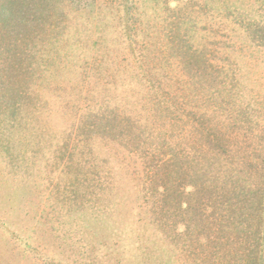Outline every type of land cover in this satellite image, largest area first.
Returning <instances> with one entry per match:
<instances>
[{
  "label": "rangeland",
  "instance_id": "1",
  "mask_svg": "<svg viewBox=\"0 0 264 264\" xmlns=\"http://www.w3.org/2000/svg\"><path fill=\"white\" fill-rule=\"evenodd\" d=\"M48 1L52 38L27 63L24 105L0 121V264H193L182 212L195 162L224 163L185 109L217 127L239 112L264 157V35L235 33L243 18L264 21V6ZM208 10L222 19L205 21Z\"/></svg>",
  "mask_w": 264,
  "mask_h": 264
},
{
  "label": "trees",
  "instance_id": "2",
  "mask_svg": "<svg viewBox=\"0 0 264 264\" xmlns=\"http://www.w3.org/2000/svg\"><path fill=\"white\" fill-rule=\"evenodd\" d=\"M257 1L264 6V0ZM47 4L51 3L47 0H0V72L1 75H7L6 78L0 77V121L8 120L20 104L24 105L18 93L30 71L27 63L34 57L39 41L41 40L40 47L43 48L47 39L52 38L53 29L49 21L51 13H47ZM220 14L219 11L208 10L209 19L204 20L210 22L219 17L222 19ZM198 19H202L201 15ZM242 20L235 33H244L245 25L252 35V42H262L264 21ZM199 22L203 20H198V24ZM180 26L188 28L187 25L184 27L183 22ZM189 26L192 29L194 23ZM221 27L223 30L228 29L225 23H221ZM210 30L213 31L212 28ZM216 31L220 32L219 28ZM196 55L197 52L192 57ZM217 79L220 82L222 80ZM4 82L15 84L16 92L12 93ZM239 85L235 80L225 85L222 90L224 97L231 91L237 93ZM214 93L209 94L213 101L217 97ZM169 108L165 107V111ZM185 111L187 118L197 116L192 121L196 137L205 135L207 145L213 142L214 147L208 148L206 153L213 151L211 155L218 156L224 163L221 171H217L212 157L206 159L207 165L201 163L202 158L195 162L196 170L192 175L197 185L196 196L191 194L195 199L194 204L191 208L186 204L189 207L185 206L182 212L185 217L183 227L187 232L184 236L188 238V242H192L186 245L189 260L193 264H264V157L259 152V141H254L256 137L254 133H250L248 124L241 126L237 119L239 112L235 111L234 116L230 115L232 109L227 114L233 122L229 119L232 123H224L221 127H217L219 119L214 123L216 119L212 118L215 116L212 112L198 114L193 110ZM182 162L181 159L180 166ZM161 165L164 168L163 163ZM178 171L181 170L177 169L175 173Z\"/></svg>",
  "mask_w": 264,
  "mask_h": 264
}]
</instances>
